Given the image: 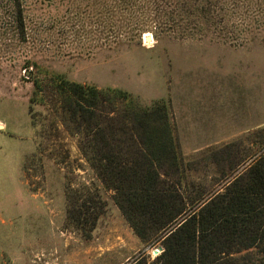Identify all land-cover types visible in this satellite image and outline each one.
<instances>
[{
  "label": "rangeland",
  "instance_id": "374dc122",
  "mask_svg": "<svg viewBox=\"0 0 264 264\" xmlns=\"http://www.w3.org/2000/svg\"><path fill=\"white\" fill-rule=\"evenodd\" d=\"M21 2L19 15L0 0V264H147L160 242L133 233L77 139L49 123L35 81L119 89L143 107L163 101L184 162L197 158L264 129V0ZM186 118L216 128L218 141L194 150L206 142ZM67 185L98 188L106 203L88 239L65 229Z\"/></svg>",
  "mask_w": 264,
  "mask_h": 264
},
{
  "label": "trees",
  "instance_id": "16d2710c",
  "mask_svg": "<svg viewBox=\"0 0 264 264\" xmlns=\"http://www.w3.org/2000/svg\"><path fill=\"white\" fill-rule=\"evenodd\" d=\"M43 77L37 103L51 126L77 139L137 238L160 242L163 252L147 264H264V129L184 162L165 102L143 107L126 91ZM101 195L67 185L65 229L88 239L106 207Z\"/></svg>",
  "mask_w": 264,
  "mask_h": 264
},
{
  "label": "crops",
  "instance_id": "0c3cea01",
  "mask_svg": "<svg viewBox=\"0 0 264 264\" xmlns=\"http://www.w3.org/2000/svg\"><path fill=\"white\" fill-rule=\"evenodd\" d=\"M207 110L208 111L203 116V117H205L204 120L207 117H211V116L214 115L213 112H212V107H207ZM200 115L202 116V114H200ZM193 116L196 118L197 115L192 114V117ZM217 116H219L218 110H217L216 117ZM194 122L187 123V118H186V122L184 124V126L186 128V131L188 130V132H193V134L196 135V137H194L196 141L197 140H202V141L206 142V143H204L202 145H197L194 150H200V149H203V148H208L209 146H211L212 144H215L218 141L216 128H212V130H209L208 127L206 126V123H201L200 124V123H194ZM196 126H197V128H196ZM200 134H202L204 136L200 137ZM41 252H45V251L43 250Z\"/></svg>",
  "mask_w": 264,
  "mask_h": 264
},
{
  "label": "water",
  "instance_id": "95a60500",
  "mask_svg": "<svg viewBox=\"0 0 264 264\" xmlns=\"http://www.w3.org/2000/svg\"><path fill=\"white\" fill-rule=\"evenodd\" d=\"M158 250L161 251V253L163 252V249L161 247ZM154 254H158V252L155 251Z\"/></svg>",
  "mask_w": 264,
  "mask_h": 264
},
{
  "label": "built area",
  "instance_id": "2783aa9c",
  "mask_svg": "<svg viewBox=\"0 0 264 264\" xmlns=\"http://www.w3.org/2000/svg\"><path fill=\"white\" fill-rule=\"evenodd\" d=\"M146 38H147V40H145ZM143 40H144L145 43H146V42L148 43V41H149L148 37H144Z\"/></svg>",
  "mask_w": 264,
  "mask_h": 264
}]
</instances>
